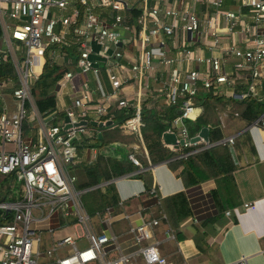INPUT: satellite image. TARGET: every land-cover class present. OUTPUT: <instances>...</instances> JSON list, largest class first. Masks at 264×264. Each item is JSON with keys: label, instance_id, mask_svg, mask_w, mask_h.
<instances>
[{"label": "built area", "instance_id": "obj_1", "mask_svg": "<svg viewBox=\"0 0 264 264\" xmlns=\"http://www.w3.org/2000/svg\"><path fill=\"white\" fill-rule=\"evenodd\" d=\"M224 5L225 0H0L1 39L6 47L4 51L0 46V62L9 60L17 77V85L12 80L0 83V98L3 91L11 89L17 102L11 116L4 107L0 113V176L10 178L8 199L0 201V264H137L138 257L142 264H170L160 251V243L153 239L158 219H143L130 229L137 246L134 253L105 259L104 248L114 238L89 230V217L72 173L79 136L93 125L112 124L109 106L114 103L117 109L133 110L117 127L141 139L140 94L132 104L120 93L130 82L140 83L155 63L169 71L161 89L165 104L169 107L179 102L180 114L169 123L168 132L176 139L170 146L175 151L211 147L203 137L188 133L185 122L195 121L200 113L192 100L201 90L219 95L221 87L238 85L245 91L234 98H255L264 85V33L258 32L264 27V0H242L250 24L244 21L240 8L224 9ZM236 28L245 33L243 50L235 41L228 45ZM178 32L183 38L173 47L174 55H168L167 41ZM188 34L212 37V55L196 57L193 45L184 38ZM12 42L25 49L20 60ZM66 48L74 49L76 58L67 59L73 68L57 82L55 98H67L69 107L62 108L61 120L56 112L40 116L30 87L47 60L62 64L69 58ZM230 58L234 61L228 69ZM193 62L204 68H189ZM88 75L94 89L81 78ZM102 75L110 92L104 91ZM75 77H79L77 83ZM26 102L31 108L28 133L36 128L37 137L23 135ZM55 119L58 121L53 124ZM255 124L264 129V114ZM225 143L232 145V138ZM128 160L139 166L132 153ZM14 182L22 185L19 192H15ZM105 211L110 217L111 210ZM53 214L76 219L82 234L54 238L50 230H41ZM43 235L49 247L43 243ZM80 238L86 240L87 247L78 249ZM64 250L69 253L59 254ZM238 264L245 263L241 260Z\"/></svg>", "mask_w": 264, "mask_h": 264}, {"label": "crops", "instance_id": "obj_2", "mask_svg": "<svg viewBox=\"0 0 264 264\" xmlns=\"http://www.w3.org/2000/svg\"><path fill=\"white\" fill-rule=\"evenodd\" d=\"M241 3L242 0H225L224 9L240 8L244 21L250 24L251 20L247 9L242 7ZM236 31L234 37H228V45H232L235 41V44L243 50L245 48V33L239 28H236ZM258 32L264 33V27H260ZM124 36L128 35L124 34ZM182 38L183 35L178 32L174 38L167 41L170 48L168 55H174L173 47H178ZM184 38L193 45L191 50L194 51L196 57L207 59L212 55L209 51V46L213 44L212 37L188 34ZM130 51L133 52V49ZM134 54L135 52H133V56H135ZM228 61L226 66L229 69L234 60L230 58ZM189 68L203 69L204 67L193 62L189 64ZM168 72L165 67L154 63V67L145 74L141 82H130L124 88L123 93H120V97L124 96L134 104L133 100L139 93L141 111L147 110L158 116L162 115L168 107L161 91L168 80ZM101 81L104 91L110 92L104 75H102ZM89 87L94 89V84ZM221 89L222 92L216 95L217 97L234 98V95L242 92L243 85L234 88L221 87ZM207 94L208 92L201 90L192 104L199 107L197 105L198 98L207 96ZM11 100H13L11 93L7 90L3 91L0 98V113L2 107L10 116L16 111V109L7 108L6 103ZM55 100L54 112L62 113L63 107H69L67 98H63L62 101ZM231 108L230 101L218 105L216 115L224 137L220 143L228 148L234 166L232 176L237 197L233 198L232 210L224 213L223 217L227 223L223 226L214 224L209 228L214 231L213 234L209 230L205 232L202 223L218 215L216 201L212 196L218 187L217 183L214 180H208L186 187L179 178L182 167L175 165L172 161H179L188 154L209 149L214 145L209 148L198 147L190 153L183 154L182 150L175 151L169 144H166L161 136L162 145L176 153V156L169 161L152 164L141 139L135 134L134 136L132 133L123 131L132 136L125 137L129 141L106 143V136L117 127L114 120L112 124L109 122L105 127L93 125L79 136L77 161L72 172L77 179V184L85 182V169L95 165L99 157L121 160L122 158L128 159V154L132 153L139 162V166L133 165L136 169L132 173L107 182L103 181L96 187L104 192L106 185L111 184L118 198L117 205L107 208L112 212L110 217L105 210L104 213L95 212L93 216H88L91 233L104 234L109 238H114V241L104 248L105 259H115L121 255L134 253L137 246L133 242L130 229L139 226L143 219H158L153 239L160 243V251L170 264H238L241 260L245 264H264V129L255 123L244 124L237 117L232 116ZM116 109L114 103L109 106L111 112ZM178 111L177 107V113ZM168 131L169 127L163 134H170ZM228 138H232V145L225 143ZM168 140H172V138H168ZM143 163H146V166ZM169 164L173 167H170ZM144 172H147L151 177V185L148 190L140 178ZM89 190L81 191L80 198ZM180 192L184 193L186 197L190 215L180 224L177 232L178 237L176 232L168 227L165 217L161 214L160 204L163 199ZM245 205L249 207L245 208ZM75 223L76 219L74 218L63 219L59 215L53 214L41 225L40 229L50 230L54 238L65 235L80 236L82 230ZM194 239H197L200 249L196 247ZM82 240L85 239L80 238L77 242L78 249L83 248ZM67 253L69 251L64 250L59 254ZM137 264H142L139 257Z\"/></svg>", "mask_w": 264, "mask_h": 264}, {"label": "trees", "instance_id": "obj_3", "mask_svg": "<svg viewBox=\"0 0 264 264\" xmlns=\"http://www.w3.org/2000/svg\"><path fill=\"white\" fill-rule=\"evenodd\" d=\"M137 13L135 12L134 16H137ZM64 51L69 58H66L62 64H51L47 60L39 78L30 87V96L40 116H46L54 112L56 105V84L64 73L73 68V65L68 63L67 59L74 60L76 58L74 49L66 48ZM16 57L20 60L24 56L16 55ZM7 80H12L17 85L14 67L9 60L0 62V83ZM7 91L11 93V89ZM242 91H245L244 86ZM206 92H208L207 96H200L197 100V105L201 108V114L195 121H186L185 124L191 137L199 135L214 146L194 154H188L183 159L172 162L182 167L179 178L186 187L198 185L208 180H214L217 183L218 187L212 193V196L216 201L218 215L202 223L205 232L209 230L213 234L214 231L209 228L214 224L223 226L227 223L223 217L224 213L225 211L232 210L234 206L233 198L237 197L232 176L234 171L232 159L228 148L220 143L224 137L217 119L216 107L230 101L232 103V116L237 117L244 124L249 125L255 123L264 113V85L257 97H248L243 100H237L236 98L225 99V97L213 95L211 91ZM178 106L179 102L175 106L167 107V110L160 116L151 111H141V120L144 124L141 130V141L146 148L148 159L152 164L169 161L176 156V153L169 151L162 145L161 136L169 127L171 120L177 115ZM24 107H26V104H24ZM132 113V109L113 110V120L119 125L130 118ZM61 116L62 113L57 115V117H60V120ZM57 121L58 119H55L52 123L55 124ZM125 137L132 136L125 134L119 127H116L106 136L105 141L106 143L109 141L126 143L129 139ZM192 150L182 149L181 153L187 154ZM143 165L146 166V163H143ZM169 165L173 167L171 164ZM135 169L133 164L126 158L118 160L103 158V156L99 157L95 165L86 168L84 171L85 182L77 184L76 186V190L78 191L90 189L80 198L86 214L93 216L95 212L104 213L106 208L117 205V194L111 184L106 185L104 192L96 187L103 181L107 182L111 179L130 174ZM140 178L144 181L145 188L148 190L151 185L150 175L144 172L140 175ZM9 179L8 177L5 178L8 183L5 188V193H2L3 185L0 184V201H6L8 199ZM160 210L161 214L165 217L168 227L176 232L178 236L177 232L180 224L190 215L184 193L180 192L163 199L160 204ZM194 242L196 247L200 249L197 239H194Z\"/></svg>", "mask_w": 264, "mask_h": 264}, {"label": "rangeland", "instance_id": "obj_4", "mask_svg": "<svg viewBox=\"0 0 264 264\" xmlns=\"http://www.w3.org/2000/svg\"><path fill=\"white\" fill-rule=\"evenodd\" d=\"M53 12L55 13V14H58V12L57 11H55V10H53ZM12 48L14 49V52H15V54L18 56H25V49H24V47L23 46H21V45H19L18 43H16V42H12ZM0 46L2 47V50H4V51H6V47H5V44H4V42H3V40L0 38ZM83 80L84 79H87V82H88V85L90 86H92V84H94L93 83V79H92V77L91 76H86V77H81ZM78 80H79V77H75V82L77 83L78 82ZM91 83V84H90ZM6 105H7V108H9V109H16V107H17V102H15V101H13V100H11V101H9L8 103H6ZM30 111H31V108H30V106L28 105V102H26V107H25V121H24V123H23V135H24V137H27L29 134L31 135V136H35V137H37V135H38V131H37V129L35 128L31 133H28L29 132V129L30 128H32V125H31V123L28 121V119H29V114H30ZM5 177H3V176H0V184H2L3 186H2V193H5V188H6V186H7V181L5 180ZM14 184V187H15V192H19V190L22 188V185L20 184V183H16V182H14L13 183ZM77 232L79 233V231L77 230ZM66 233H69V231H66ZM80 234V233H79ZM42 240H43V243L46 245V244H48V241H47V239H46V237L43 235L42 236ZM87 242L85 241V240H82L81 241V246L82 247H87ZM48 247H49V244H48Z\"/></svg>", "mask_w": 264, "mask_h": 264}, {"label": "water", "instance_id": "obj_5", "mask_svg": "<svg viewBox=\"0 0 264 264\" xmlns=\"http://www.w3.org/2000/svg\"><path fill=\"white\" fill-rule=\"evenodd\" d=\"M177 114H180V112L178 111ZM263 114H264V113H263ZM263 114H262V115H263ZM262 115H261V116H262ZM64 121H67V118H65ZM162 138L164 139V141H165L166 144H169V145H175L176 139H175V136H174V135L163 134V135H162ZM168 138H169V139L172 138V140H168Z\"/></svg>", "mask_w": 264, "mask_h": 264}]
</instances>
